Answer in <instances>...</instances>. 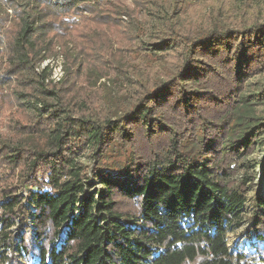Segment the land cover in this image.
Returning <instances> with one entry per match:
<instances>
[{"label": "trees", "instance_id": "1", "mask_svg": "<svg viewBox=\"0 0 264 264\" xmlns=\"http://www.w3.org/2000/svg\"><path fill=\"white\" fill-rule=\"evenodd\" d=\"M211 1L206 10L188 11L185 0H133L138 11L130 16L128 58L110 63L121 75L116 90L100 83L96 97L98 78L112 72L105 63L89 64L85 54L66 58L57 84L36 72L52 53L70 0L23 1L7 73L28 114L16 121L15 141L0 140V159L25 171L23 184L35 190L24 205L16 195L0 198V264H264L258 252L233 248L227 236L246 224V238L264 241V198L254 195L247 216L246 188L229 185L231 164L216 163L219 154L246 157L264 125L220 145L223 125L215 115L232 108L245 84L264 72V17L244 0ZM108 13L93 10L86 55L100 50L101 31L116 29V12ZM74 76H86L89 88L76 87ZM136 131L148 145L159 137L166 147L98 169L75 161L90 148L97 163L112 145L132 144ZM39 172L48 175L46 191L43 181L34 184ZM116 193L137 213L120 212Z\"/></svg>", "mask_w": 264, "mask_h": 264}, {"label": "rangeland", "instance_id": "2", "mask_svg": "<svg viewBox=\"0 0 264 264\" xmlns=\"http://www.w3.org/2000/svg\"><path fill=\"white\" fill-rule=\"evenodd\" d=\"M24 0H0V140L2 138H8L15 141V138L20 136L19 129L16 121L21 124L24 118L27 117L28 111L21 107L18 103L16 93L19 86L14 76L8 74L10 68L9 64V48L12 44L14 33L18 31V14L21 12L20 5ZM189 4L187 6L188 11L193 9L206 10V7L210 6L211 0H185ZM225 4L231 5V3H239L242 0H214ZM249 4L250 8L258 13L259 18L264 17V0H244ZM71 8L69 11L64 12L59 16V29L53 35L52 53L47 58L41 59L36 64L37 73H46L45 83L57 84L65 76V64L66 58L79 60L82 54L89 59V64L105 63L104 70L107 73L112 74L107 77H99L98 83L94 87L95 97L99 95L101 87L99 84H104L110 89L111 93L116 90V82L119 78V73L113 71L111 61L117 65L125 64L126 58H128L127 49L129 48V42H126L129 31H133L131 26L130 16L137 14L138 9L135 7L133 0H70ZM195 4V5H193ZM192 5V6H191ZM128 9V10H127ZM93 10L102 11L105 13L116 12L117 15H113L112 20L116 23V29H107L106 32L101 31V43L98 46L100 50H94L93 54L90 53V47L87 46L86 40H84V34L88 30L93 29ZM129 13L127 17L124 12ZM110 14H106L110 16ZM121 14H124L123 16ZM121 15V16H119ZM154 21V20H153ZM123 30L125 31V38L121 37ZM91 33V31H89ZM120 32V35L118 34ZM106 33H113L112 36H107ZM97 47V45H96ZM107 62V63H106ZM69 63V62H67ZM94 72V71H93ZM82 74V71L81 73ZM74 83L76 87L81 89L89 88L88 80L86 76L77 78ZM264 72L260 75L249 80L244 88L240 91L239 98L235 100L232 108L216 112V116H220L217 120L218 124L223 125V134L219 137L221 142L230 143V141L239 140L251 129L257 130L264 125ZM20 90V89H19ZM83 92V91H81ZM238 100V101H237ZM215 117V116H214ZM197 119H192V125L197 123ZM136 138L130 145L119 146L118 144L112 145L106 155H104L97 163L93 162V156L90 148H83L76 156L75 161L88 168H103L105 166H114L117 161L125 160L129 158L131 154L135 153H148L151 150H157L158 148L166 147V140L155 137L151 145L147 144L146 139L141 133L136 131ZM35 138L37 135L33 133L31 135ZM260 144L255 145L251 150V153L243 157L239 162L235 161L233 157L229 160V157H224L219 154L216 163L231 164V168H234L232 175L230 176L231 186L246 188L247 202L244 206V212L247 216L252 212L254 195L262 194L264 198V182L260 179L264 164V133L259 137ZM219 144V143H218ZM219 145V147H220ZM132 147V149L130 148ZM223 151V150H222ZM117 152V154L115 153ZM151 155V152H150ZM19 167L13 166L8 163L6 159H0V198L4 195H16L21 204L27 203L26 198L30 194V190H35L32 184H23L24 173ZM90 176V174H89ZM247 177L253 180V184L247 182ZM47 174L37 173L34 184L38 185L43 181L42 191H46L48 188ZM246 183L243 184L242 183ZM95 184V188H99V183L95 180L92 181ZM32 186V187H31ZM117 208L124 215L136 214L138 207L131 201H127L116 193ZM31 205V204H29ZM33 205H31L32 208ZM0 208V216H4ZM30 222V221H29ZM32 225V224H31ZM246 224H242L239 227L234 228L228 233V243L237 248L254 254L258 252L264 259V241L257 242L253 238L245 237ZM15 231V227L10 229ZM2 229L0 228V251L4 249ZM254 242V243H253ZM256 248V251H255ZM21 263L25 264V260L21 259Z\"/></svg>", "mask_w": 264, "mask_h": 264}]
</instances>
